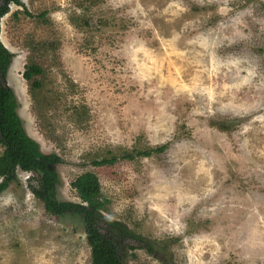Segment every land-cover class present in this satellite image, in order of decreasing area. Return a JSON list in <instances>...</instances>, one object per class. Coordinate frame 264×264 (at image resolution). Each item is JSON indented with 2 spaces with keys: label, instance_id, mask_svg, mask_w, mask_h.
I'll return each mask as SVG.
<instances>
[{
  "label": "rangeland",
  "instance_id": "rangeland-1",
  "mask_svg": "<svg viewBox=\"0 0 264 264\" xmlns=\"http://www.w3.org/2000/svg\"><path fill=\"white\" fill-rule=\"evenodd\" d=\"M22 2L31 16L13 4L1 21L7 84L28 136L63 159L58 199L81 202L71 184L95 173L102 215L159 250L125 264H264V0ZM36 176L0 195V264H91L83 219L50 215Z\"/></svg>",
  "mask_w": 264,
  "mask_h": 264
},
{
  "label": "trees",
  "instance_id": "trees-1",
  "mask_svg": "<svg viewBox=\"0 0 264 264\" xmlns=\"http://www.w3.org/2000/svg\"><path fill=\"white\" fill-rule=\"evenodd\" d=\"M13 4L23 8L25 13L31 16L22 0H0V147L3 148L0 156V178H2L0 195L17 179L18 170L34 173L37 176L29 178V188L34 196L44 203L50 215L60 218L72 215L83 219L87 241L91 248V264H125L127 253L134 255L137 248L158 256L159 250L152 242L133 233L123 223L102 215L106 210L107 201L102 197L101 183L95 173L86 172L71 184L81 202H66L58 199L56 187L60 181L56 166L62 164L63 159L56 153L44 154L40 145L28 136L18 114L19 103L16 95L7 84L15 54L1 41V21L10 13V6ZM45 15L46 13H43L41 16ZM85 25L88 23L85 22ZM47 48L45 44H41L35 51ZM38 61L39 58H34L31 53L23 73L24 79L31 83L32 89L42 88V82L33 72V69L38 67ZM166 150L165 145L155 150L129 153L124 155L123 159L149 158ZM118 160L117 157H113L95 161L93 165L110 166ZM159 259L161 260V257ZM164 264L169 263L164 261Z\"/></svg>",
  "mask_w": 264,
  "mask_h": 264
}]
</instances>
